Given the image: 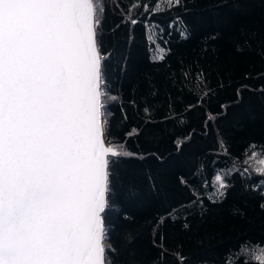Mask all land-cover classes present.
<instances>
[{
	"label": "snow or ice",
	"instance_id": "1",
	"mask_svg": "<svg viewBox=\"0 0 264 264\" xmlns=\"http://www.w3.org/2000/svg\"><path fill=\"white\" fill-rule=\"evenodd\" d=\"M195 10V0H0V264H193L185 241L211 239L200 224L225 205L226 226L259 221L260 239L219 259L201 248L195 264H264V128L247 167L234 158L211 193L195 183L203 163L174 175L149 218L154 143L179 131V154L246 91L264 98V11L242 29L243 46L224 20L198 46L174 49L192 39L185 17ZM137 24L147 69L131 61ZM229 45L255 50L259 67L239 79L222 72L218 50ZM226 89L235 100L221 103ZM216 148L229 154L222 134ZM237 178L243 205L228 203Z\"/></svg>",
	"mask_w": 264,
	"mask_h": 264
},
{
	"label": "trees",
	"instance_id": "2",
	"mask_svg": "<svg viewBox=\"0 0 264 264\" xmlns=\"http://www.w3.org/2000/svg\"><path fill=\"white\" fill-rule=\"evenodd\" d=\"M113 0H107L111 6ZM225 0H195V10L188 14L185 19L191 27L192 39L181 43H174L172 47L179 51L188 50L193 46H198L202 35L213 30H222L225 25L224 20H228L235 25L233 37L243 46L244 36L242 29L250 26V18L259 16L264 11V2L262 0H229L228 7H221L218 10L213 5H223ZM170 15V14H165ZM166 26L167 21L164 16H158ZM129 27H133L129 25ZM135 39L131 42V61L138 64L141 68L147 69L149 62L148 40L145 38L143 24L134 26ZM132 35V33H129ZM128 45H125L127 51ZM171 58V57H170ZM217 63L224 73H232L234 79H239L243 73L251 68L252 65L259 67V60L255 50L244 47L241 53H234L231 45L219 47ZM235 97L231 89H226L222 94L221 103L234 101ZM223 111V110H222ZM117 115L119 113L117 112ZM264 128V98L258 93L246 91L243 99L239 103L230 106L225 112L223 119L216 121L211 126V131L204 134L199 128L195 130L190 143H185L183 149L177 154L175 147L176 135H162L158 142H155L150 151L157 153V159L150 162L152 174L155 176L156 188L150 190L151 181H145L143 188L145 192L151 191V195L157 198L153 205L149 218L156 209L161 207L159 197L164 193L175 188L174 175L181 172H187L189 168L197 172L195 166L203 163L204 167L197 172L195 183L202 190L211 193L215 183L214 177L217 172L223 173L225 169H230L238 158L240 169L247 167L242 162L244 160L245 149L253 140L259 142L260 131ZM189 131L191 129H188ZM186 134V132H185ZM222 134L226 138L228 146V155H224L216 148V137ZM129 145L135 148V138ZM214 161V163H213ZM234 177L239 176V172L233 173ZM247 194L241 189L240 181L237 178L234 188L230 191L228 203H238L243 205ZM227 205L222 211H213L200 224L201 234L207 233L203 243H199V237H193L185 241L186 251L193 255V264L198 261L202 253L201 248L211 247L210 255L221 258L228 250L238 248L239 244L245 239H251L253 242L260 239L259 221L248 223L247 221H235L236 227L229 228L224 224L227 217ZM251 214V213H250ZM231 222V221H230ZM255 264V262H254Z\"/></svg>",
	"mask_w": 264,
	"mask_h": 264
}]
</instances>
